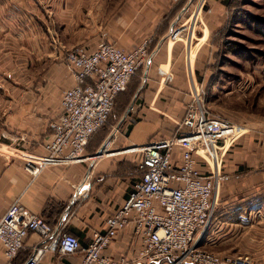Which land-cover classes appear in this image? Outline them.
Instances as JSON below:
<instances>
[{
  "label": "crops",
  "instance_id": "crops-1",
  "mask_svg": "<svg viewBox=\"0 0 264 264\" xmlns=\"http://www.w3.org/2000/svg\"><path fill=\"white\" fill-rule=\"evenodd\" d=\"M241 1L0 0V136L20 139L0 138V218L19 200L88 246L138 185L142 149L172 145L176 166L190 150L204 174L218 176L213 222L198 247L236 264H264V54L227 48L224 38L229 12L242 9ZM231 22L237 27L243 18ZM146 41L150 59L115 103L120 124L94 134L81 162L50 164L33 179L27 161L43 162L50 124L75 84L66 52L103 42L130 51ZM196 97L206 124L191 130L183 123ZM123 123L127 129L116 135ZM131 234L107 254L133 262L140 242ZM42 241L30 234L11 263L0 245V264H24ZM80 259L56 250L40 264Z\"/></svg>",
  "mask_w": 264,
  "mask_h": 264
},
{
  "label": "built area",
  "instance_id": "built-area-1",
  "mask_svg": "<svg viewBox=\"0 0 264 264\" xmlns=\"http://www.w3.org/2000/svg\"><path fill=\"white\" fill-rule=\"evenodd\" d=\"M149 44L146 41L126 51L103 42L95 49L77 46L66 52L64 59L75 84L64 90L61 112L50 124L43 162L27 161L25 170L33 179L50 164L71 166L85 158L91 137L105 128L117 98L148 63ZM194 103L183 123L191 130L206 124L204 104L197 97ZM10 140L17 143L15 138ZM110 145L112 139L101 153L109 154ZM171 149L172 145L165 152L151 145L142 149L137 164L141 179L134 192L108 216L103 232H93L85 247L77 237L57 232L19 200L14 201L0 218V245L8 262L18 256L33 233L43 241L24 264H40L47 253L56 250L66 257L80 255L77 264H236L232 257L197 246L213 222L217 173L204 174L190 150L176 166ZM126 231L140 242L133 262L107 254L108 247Z\"/></svg>",
  "mask_w": 264,
  "mask_h": 264
},
{
  "label": "rangeland",
  "instance_id": "rangeland-1",
  "mask_svg": "<svg viewBox=\"0 0 264 264\" xmlns=\"http://www.w3.org/2000/svg\"><path fill=\"white\" fill-rule=\"evenodd\" d=\"M241 6L242 9L237 8L229 12V24L224 37L227 39V48H236L242 53L248 54V56L260 57L264 54V0H242ZM237 16L243 18V24L235 27L236 25L234 26V23H230V19L234 20ZM119 115H121L120 112L118 113L116 110L112 113L107 125L101 130L103 134H106L110 128L113 130V126H118L120 124ZM127 127V123H123L120 127H115L118 128L115 134L118 135L119 133L121 135L122 131L126 130ZM0 138L8 142H10L11 140L9 141V139L12 138L17 139V143L20 141V139L13 134L3 133ZM262 240L264 242V237ZM199 245L198 243L197 246Z\"/></svg>",
  "mask_w": 264,
  "mask_h": 264
},
{
  "label": "bare ground",
  "instance_id": "bare-ground-1",
  "mask_svg": "<svg viewBox=\"0 0 264 264\" xmlns=\"http://www.w3.org/2000/svg\"><path fill=\"white\" fill-rule=\"evenodd\" d=\"M1 147V146H0Z\"/></svg>",
  "mask_w": 264,
  "mask_h": 264
}]
</instances>
